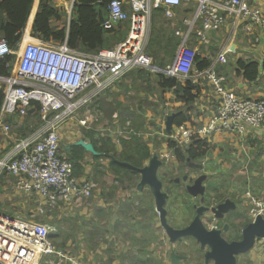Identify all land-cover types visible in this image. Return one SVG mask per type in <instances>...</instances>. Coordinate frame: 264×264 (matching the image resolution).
<instances>
[{
	"label": "built area",
	"instance_id": "obj_1",
	"mask_svg": "<svg viewBox=\"0 0 264 264\" xmlns=\"http://www.w3.org/2000/svg\"><path fill=\"white\" fill-rule=\"evenodd\" d=\"M185 3L194 7V13L180 20L182 25L176 34L181 41L174 62L160 67L147 52L153 17L164 10V16L176 19V9ZM107 11L105 29L125 23L130 26L127 37L112 48L83 51L72 48L68 39L61 43L35 42L24 34L14 50L5 38H0V58L9 54L17 57L11 74L0 76V87L5 92L1 119L8 114L26 116L34 108L33 101H38L43 121L33 133L16 140L12 152L0 160V167L18 178L19 188L42 196V213L62 202H77L92 195L96 183L80 180L73 163L62 153L60 128L85 107L87 114L80 123L88 127L94 116L89 108L94 98L133 69L197 82L204 78L213 84L218 97L216 112L201 125L185 123L174 127L169 135L183 148L196 139L211 142L220 133L245 135L248 127L264 125V98L237 94L217 70L219 65L229 63L230 48L218 52L207 69L198 71L196 58L205 55L190 45L193 37L208 44V33L220 32L228 16L234 17L238 28L264 44V8L253 6L249 0H112ZM4 130L10 132L11 125H4ZM162 156L164 162L176 158L171 149ZM245 195L252 205V219L264 216V198L249 190ZM57 232L58 228L49 223L0 214V264H43L49 256L53 257L51 264H85L52 242L51 235ZM258 241L264 243V238Z\"/></svg>",
	"mask_w": 264,
	"mask_h": 264
},
{
	"label": "rangeland",
	"instance_id": "obj_2",
	"mask_svg": "<svg viewBox=\"0 0 264 264\" xmlns=\"http://www.w3.org/2000/svg\"><path fill=\"white\" fill-rule=\"evenodd\" d=\"M58 2L60 3V1ZM69 4L70 1L68 2ZM183 16L189 15L183 14ZM155 17L157 21L155 20L151 25L147 47L148 52L153 57L157 56L161 58L164 55L163 49H161V42L164 44V41H161V39H166L164 34L167 37H172V43L168 50L169 52L172 51V44L176 41L174 37L178 39L176 32L182 25V22H173L164 16V14L155 15ZM69 19L70 16L66 9V15L63 19L54 21L53 25L64 27L68 25ZM125 28L126 25H124ZM27 30L30 29L26 27L25 31ZM114 35H119V31L112 34V36ZM30 40L35 42L41 41L33 35H31ZM179 46L174 49V55H164L166 64L174 62ZM211 49V55L214 56L215 51L217 53L218 47L214 46ZM221 71L224 70L221 69ZM147 72L144 74L149 76ZM134 73L137 77V73ZM131 74L133 72L124 75L99 95L91 106V114L94 115L92 116L93 123L91 122L90 126H88L91 129L82 127L83 131L85 133L86 131L93 130L97 138L109 137L110 139H114V142L119 147L121 146L122 138L129 139L131 138V133H136L142 140L154 146L156 148L155 151L160 152L162 149V152H168V148L163 150V147H167V141L170 138L166 133V121L167 117L172 114V111L176 110V107L171 108L172 102L169 98L172 97L167 96L170 92H166L164 96L159 92L156 86V77L154 76L156 74L151 73L150 77L146 79L139 78L137 81L132 79ZM126 77L125 83H120V80ZM262 78H260L262 84L257 85L256 92H261L260 96L264 97V79ZM116 87L119 89L115 90ZM86 110H81L77 116L73 115L71 116L72 118L70 117L65 122L63 129H61V146L64 147L77 139V136H71L70 131L76 126H78L79 131L82 129L78 125V120L84 115ZM132 113L134 118L130 116ZM24 118L26 124L24 130L28 131V134L39 123V119L38 116L30 114V112ZM137 121L145 122L144 127L140 130H137ZM263 127L264 125L261 126V128ZM222 134H217L222 139L219 140L216 135L217 137L215 136V139L211 140L212 143H210L212 145L210 146L209 154L204 159H199L201 161L198 164L203 165L204 168L210 166L216 169L215 176H213L214 180L208 183L207 194L205 195L207 201L205 204L211 206L216 201L223 200H217L216 196L218 193H215V187L219 188V193L223 194L224 197H227L229 194L237 202V209L220 223V225L225 222L231 223L233 229L225 234V237L231 241L237 236L241 238L242 229L253 220L251 217L252 205L249 198L245 195L247 190L256 196L264 198V136L254 138L257 141L254 144H250V142L237 140L234 137H225ZM1 135L9 140L8 137L11 136V131H3ZM0 155L2 157L4 154L0 152ZM92 162L93 160L91 159ZM102 162H104L106 169L101 167ZM108 162L99 160L94 163L97 169L108 170L111 174L106 172L98 174L93 168L91 176L97 180L99 187L92 192L90 197L77 201L78 204L75 205L74 209L68 210L64 214L60 212L61 208L59 206L47 211L48 215L46 218L55 220L54 223L51 221V224L58 227L61 232V236L58 239L55 240L53 238V243H64L63 248L73 254L80 255L82 249L79 235L81 234L80 232L85 233L89 247H92L96 243V248L98 249L94 254L83 251V257L90 264H112V256L115 257V261L118 260L122 264H135L133 258H143L147 260L145 264H168L169 253L175 250H183L198 256L200 250L193 239H183L175 243L170 242L165 229L159 222V215L154 209L155 202L150 189L147 187L142 191L143 194L139 195L136 189H130L134 186L135 181L128 179L123 181L119 179V182H115V177L118 173L114 174L111 171L112 168H109L111 165ZM192 166L193 164H190L188 161L179 162L176 158H171L169 161L165 159L164 166L159 170V177L164 182V190L170 193L169 199L171 202L167 208L169 211V222L174 227L181 228L188 225L195 215V206L201 204L200 196L192 198L187 193V185L191 184V180L198 177L197 173H199L192 169ZM186 175L193 177L190 181H185L183 177ZM9 177L11 176L6 174L3 181ZM177 178L180 179L179 183L175 182ZM11 182L13 183L14 180H11ZM226 182L228 183L226 184ZM6 184H8L7 180ZM97 186L96 183V188ZM4 192L15 194L11 187L7 189H3L2 187L1 193ZM17 196L20 197L25 205L12 211L18 213L19 216L28 217L27 219H34L36 217L35 208L37 201H35L34 207L31 208V200L27 196ZM98 207H104L106 213L103 217L110 218L100 221L102 225L98 227L99 230L97 232H104V234H98L96 237H93L94 227L92 225H96L97 223L98 214L96 212ZM83 215L87 218L82 219L81 216ZM88 221H91L92 224L90 225L91 222L89 223ZM86 223L88 226H85ZM204 223L208 228H212L216 226L217 221H212L211 217L208 216L204 217ZM107 227H109V231H112V233L109 231L105 233L106 231L104 230H108L106 229ZM68 233L72 234L70 239L67 237ZM134 240H139L140 242L134 243ZM263 253L264 243L258 241L254 249L238 258V263L253 264V261H258L259 256H262ZM44 264H46L45 261ZM196 264L201 263L198 262Z\"/></svg>",
	"mask_w": 264,
	"mask_h": 264
},
{
	"label": "trees",
	"instance_id": "obj_3",
	"mask_svg": "<svg viewBox=\"0 0 264 264\" xmlns=\"http://www.w3.org/2000/svg\"><path fill=\"white\" fill-rule=\"evenodd\" d=\"M111 1L112 0H75L72 12V14H74L71 15L68 25L58 27L54 26L53 22L63 19L66 15L65 7L58 5L55 0H40L39 8L32 24L31 35L39 38L45 43H61L68 39V43L72 48H79L83 51H98L102 48H112L116 43L127 37L128 28L130 26L128 23H125V29L124 26H120L112 30H107L103 27V21L106 18L108 5ZM34 2L35 0H0V38H5L9 42L10 47L14 50L19 48V44L25 34ZM159 14H164V10H159L155 13V15ZM155 15L153 17V22L155 20L157 21ZM117 31H119V35L112 36V34ZM164 37L166 39H161V41H164V44L161 42V49H163L164 55H172L174 49L180 45V38L178 37L179 39H177V37H174L176 41L172 44L173 50L169 52L168 50L172 43V37H167L165 34ZM164 55L161 58L157 56L153 57V55L151 56L155 64L160 67H165L168 64H166L167 62ZM15 60L16 54H9L0 58V76H8L11 74ZM211 63V59L197 56L195 67L198 71H203L207 69ZM261 69H264V61L261 64L252 59L242 58L238 61V72L244 74V77L250 82L256 81L259 78ZM147 71L148 70L143 68H137L130 72H133V74H131L132 79L137 81L139 78L146 79L150 77L152 72ZM134 72L137 73V77ZM146 72L149 76L144 74ZM154 76L156 77V86L163 96L167 91H170L174 94L175 101L185 103V109H176V116L173 122L174 127L187 123L191 118L188 111L192 109V105L200 91L199 82H194L193 78H187L183 81L178 76H168L163 73H157ZM4 99V87L1 86L0 114ZM33 105L34 108L29 110V112L34 116H38L39 123L35 125L32 130L43 124L39 116L40 103L38 101H33ZM186 107L189 109L186 110ZM130 116L134 118L133 113L130 114ZM136 124L137 130H140L144 127L145 122L137 121ZM86 135L100 153L99 155H93L96 161L100 160L101 156L104 157L108 154L113 156V159L110 160V165L112 171H114L115 174L118 173V175H116L118 181L119 179L123 181L125 179L136 181L140 174L132 166L144 167L153 155L149 144L142 140L136 133H131V138L129 139H121L123 150L120 152V155H118L119 152L116 148V143L109 137L96 138L93 130L86 132ZM208 145L209 142L207 139H196L193 143L188 145L187 148L181 147L171 138L167 141V147L173 150L179 162L204 159L208 154ZM62 150H65L67 154L65 155L62 151L64 156L73 163L76 175L82 174L83 167L81 161H83L82 159H84V155L87 153L85 148L74 143L70 146H62ZM122 162H128L132 166ZM219 192V188L215 187V193H218L216 196L217 200L226 199V197ZM62 246L64 247V243H62Z\"/></svg>",
	"mask_w": 264,
	"mask_h": 264
},
{
	"label": "crops",
	"instance_id": "obj_4",
	"mask_svg": "<svg viewBox=\"0 0 264 264\" xmlns=\"http://www.w3.org/2000/svg\"><path fill=\"white\" fill-rule=\"evenodd\" d=\"M58 1H60V3ZM69 1H70V4L68 5ZM249 1H250V3L253 6L255 5V6L264 8V0H249ZM55 2L58 5H60V6H64L65 9H67V11H68L69 16L71 17L75 1H73V0H55ZM39 4H40V0H35L32 12L35 10V12L37 13L38 8H39ZM176 10L178 12V15H177L176 19H169V20H171L173 22H178V21L181 20L182 17L184 18L185 16H183V14L191 16L194 13V7L192 5H189V4H186V3L184 5L178 7ZM32 12H31V15H30L28 23H27V29H30V30L25 31V38H26V35H28L31 38L30 34H31V30H32V24H33V21H34V18H35L34 15L32 16ZM36 13H35V15H36ZM233 19H234L233 16H228L227 22L225 23L224 27L221 29L220 32H217V33L209 32L208 33V35H209V43L208 44L202 43L201 40H198L197 37H193L191 39V41H190V45L192 47H196L198 49L203 47L200 50H202L204 55H205V57L211 59V61L215 58V56H216V54L218 52L222 51L226 47L227 48L229 47L230 50H231L230 53H228L229 63L226 64V65H219V67L217 68L218 72L221 75H224V77L226 78L227 86L229 88L233 89L237 94H239L241 96L252 97V98H264L263 96H260L262 94L261 92H256L257 85L262 84V82H260V78H262L264 76V69H261L259 78L256 81H253V82L248 81L244 77V74L238 72V61L240 59H242V58H244V59H252L255 62H258L260 64L264 61V44L256 42L254 40L253 35L243 31L242 28H238V26H236L233 23ZM173 25H174V23H173ZM129 30H130V27L128 28V32H129ZM179 42H180V39H179ZM214 46L218 47V49H217V53L215 51V55L212 56L211 55V51H212L211 48L214 47ZM221 69H223L224 71H221ZM126 79H127V77L123 78L122 80H120V83L124 82ZM181 79L183 81L185 80L184 78H181ZM262 79H264V78H262ZM197 80L199 81L198 84L200 86V91H199V94H198L196 100L194 101V103L192 105V109L190 111H188V114L190 115L191 118H190V120L187 123L201 125L212 114H214L216 112L217 107H218V97H217V95L215 93V89H214L213 84L209 80L204 79V78L203 79L199 78ZM204 80H206V81H204ZM194 82H197V81H194ZM117 89H119V88L116 87L115 90H117ZM167 92H170V91H167ZM167 96L172 97V98H169L171 100V102H172L171 108L172 107H176V109L177 108L185 109L184 108L185 103L180 102V101L179 102L175 101V96H174V94L172 92L168 93ZM98 97L94 98L93 102L89 106L90 109H91L92 104L94 103V101ZM117 99H119V98H117ZM86 108L87 107H85L83 109H86ZM188 109L189 108L186 107V110H188ZM80 111H78V113H80ZM174 112H176V110L172 111V113H174ZM77 114H76V116H77ZM85 114H87V111L84 112V115L79 120L85 118ZM24 119H25L24 116H21V115H18V114H8V115H5L2 119L0 117V152H2V154H4L2 157L0 155V157H1L0 160H3L4 158H6L12 152L16 140H18V139H20L22 137L28 136L29 134L33 133L35 130H37L40 127L39 126L38 128L30 131L27 134L28 131L24 130V127L26 126V124L24 122ZM69 119L70 118H68L67 120H69ZM67 120H66V122H67ZM79 120H78V125L81 128L84 127L86 129H91L89 127L83 126L80 123ZM91 120L92 121L89 122V126H90L91 122L93 123V118H91ZM8 124L11 125V136L10 137L7 136L9 140L5 139L4 136L1 135L2 132L5 131L4 130V125H8ZM70 126H72V125H70ZM63 127L64 126H62L60 128L61 139H62L61 129H63ZM67 127L69 128V126H67ZM81 130L83 131V128L80 129V131H79L78 126H76L75 128L71 129V131H70L71 136L72 137H76L77 136V139L75 141H72L71 143H69L67 145L70 146V145L74 144L80 138H83L86 141H90L89 137H87V135H86V132H90L91 130L86 131L85 133H84V131L82 132ZM81 132H82V136L80 135ZM222 135H225V137L227 136L229 138H233L234 137L237 140H244L247 143L250 142V144H254V142L257 141L254 138L264 136V127L263 128L248 127L247 133L245 135H240V134H237L235 132L223 133ZM215 136H214V139H215ZM95 137H96V133H95ZM218 139L220 140L222 138H220L218 136ZM112 141L114 142V139H112ZM211 143L209 142V145H208V154H209V151H210V146L212 145ZM149 146L151 147L152 154H153L155 152L156 148L154 146H152L151 144H149ZM116 148H117V150L119 152L118 155H120V152L123 150V146L121 145L119 147V145L117 144ZM167 148L168 147L165 146V147H163V150H166ZM161 150H160L159 154L161 155V158L163 159L162 154L165 151L162 152ZM156 152H158V151H156ZM63 153L65 155H67L65 150L63 151ZM93 155L94 154H92V153L87 151V153L84 155V159H82L83 161H81V164H82V167H83L82 174L76 175V173H75V175L77 177H79L80 180L86 179V180H91V181L96 182L98 186H97V188L95 187L94 190H97L98 187H99V183L97 182V180L94 177L91 176V172H92L93 168H94V171H97L98 174H101L103 172L111 174V172L108 171V170L104 171V170H101V169H97L96 165H94V163L97 162V161L94 159ZM91 159L93 160L92 163H91ZM111 159H113V158H110L108 156H104V157L101 156L100 157V160L109 161L108 164H110V160ZM197 161L199 162L201 160H197ZM189 162H190V164L193 163V161H189ZM101 165H102L101 166L102 168L106 169L104 162H102ZM109 168H111V166ZM200 170H202V173H207L209 175V181H207L206 183H209L212 180H214L213 176H215V170L216 169L208 166L207 168H202ZM113 173L115 174L114 171H113ZM6 174L11 176V177L6 179L8 184H6V180L5 179L3 181V178L6 177ZM140 177L141 176H139V178L136 179V181L134 183V186H132L130 188L131 190L132 189H136L137 190V183L140 181ZM11 180H14V182L12 183ZM17 180H18V178L16 176H14L13 174L7 172L6 170H3L0 167V182H1V186H0V212L8 213V214H11L13 216H19L18 213H14L13 211L16 208H22V206L25 205V204L20 199V197L19 196L16 197V195H20V196L24 195L25 197L27 196L31 200V208L34 207L35 201H37V206L35 208L36 217L34 219H31V220H34V221L39 222V223H49V224H51L52 222L54 223L55 220H53V219L51 220V219H47L46 218V216L48 215L47 212L46 213H42L40 211V205L44 203V199L42 198V196L39 193H37V192H27L24 189L19 188L18 185H17ZM115 182H119L117 180V177H115ZM227 183L228 182H226V184ZM229 185L231 186V184H229ZM2 187H3V189H7L8 187L13 188V191L15 192V194H12V192H10V193L9 192L1 193ZM125 189H128V188H125ZM137 192L139 193V195L143 194L142 191H138L137 190ZM14 197H16V198H14ZM240 197H241V195H240ZM226 198H231L232 199L233 196H230L228 194ZM154 202H155V199H154ZM170 202H171V200L169 199L167 207H169L168 205H170ZM77 204H78V202H72V203L62 202L59 205V208H61L60 212L62 214H64L68 210L74 209L75 205H77ZM213 204H215V203H213ZM154 209H155L156 213L159 215V213L157 211V208H156V203H155V208ZM96 213L98 214V218L96 219L97 220V223H96L97 226L94 225V224L92 225L94 227L93 228V234H92L93 237H96L98 234H101V235L104 234V232H101V233L97 232L99 230L98 227L100 225H102L100 223V221L108 220L110 218V217H108V218H104L103 217V215L106 213L104 207H98ZM19 217L20 218H26V219L28 218V217H25V216H19ZM81 218L85 219L87 217H84V215H83V216H81ZM168 218H169V216H168ZM88 222L90 223L91 221H88ZM159 222H160V218H159ZM91 224H92V222L90 223V225ZM160 224H161V222H160ZM85 226H88V224L86 223ZM106 229H108V230H104V231H106L105 233H108L109 227H107ZM80 233L81 234L79 235V241H80L81 249H82V252L80 253V255H82V256H80L79 254H73L69 250L63 248L62 243L61 244H57L54 241L56 243V244L55 243L54 244L59 246V247H61V248H63L65 251L69 252L70 254H72L79 261H81V262H83L85 264H90L85 259V257H83L84 256L83 251H86L88 253L91 252V253L94 254L98 250L96 248L97 244L94 243V245H92V247H89V245L87 243V239L85 238V233H83V232H80ZM110 233H112V231ZM60 236H61V232L59 231V228H58V232L51 235L52 242H53V238L56 240ZM67 237L70 239L72 237V234L68 233ZM139 238H141V237H139ZM139 242H140L139 240H136V241L134 240V243H139ZM90 248H92V249H90ZM176 251L177 250H175V252ZM240 256H238V258ZM50 260H53L52 256L45 257V259L43 260V264H44V261L46 262V264H51L49 262ZM145 261H147V260H145L143 258H133V262L135 264H145ZM111 263L112 264H122L118 260L115 261V257H113V256H112V259H111ZM168 264H170V263L168 262ZM181 264H185V262L182 261ZM253 264H264V253L262 254V256H259V260L258 261H253Z\"/></svg>",
	"mask_w": 264,
	"mask_h": 264
},
{
	"label": "water",
	"instance_id": "obj_5",
	"mask_svg": "<svg viewBox=\"0 0 264 264\" xmlns=\"http://www.w3.org/2000/svg\"><path fill=\"white\" fill-rule=\"evenodd\" d=\"M75 1V0H73ZM176 113H172L167 117L166 132L171 135L173 132V122ZM75 144L85 148L86 151L99 155L95 145L86 141L83 138L78 139ZM113 158L112 155H106ZM190 161V160H189ZM130 165L128 162H122ZM165 162L161 158L159 152H154L148 163L144 167H135L140 174V181L137 183V190L144 191L147 187L150 189L156 203V208L159 213V218L162 227L165 229L170 242L175 243L187 238H194L200 244L201 250H205V264H238V256L245 254L256 247L258 240L264 238V216L258 215L249 224H247L241 232L239 240H228L225 234L231 230V224L225 222L223 227L208 228L204 223V217L209 213H213L218 220H225L228 215L237 209V202L231 198H226L222 201H216L211 206L204 204L207 201L209 175L203 173L191 180L186 175L184 180L192 181L187 185V192L193 198L201 197V204L196 205V214L193 220L185 227H174L170 224L168 218L167 204L170 194L164 190V182L159 177V170L164 166ZM204 168L203 165H199ZM175 182H180L177 178ZM0 214H5L0 212ZM207 217V216H206ZM173 264H181L183 255L175 251L171 252Z\"/></svg>",
	"mask_w": 264,
	"mask_h": 264
},
{
	"label": "flooded vegetation",
	"instance_id": "obj_6",
	"mask_svg": "<svg viewBox=\"0 0 264 264\" xmlns=\"http://www.w3.org/2000/svg\"><path fill=\"white\" fill-rule=\"evenodd\" d=\"M193 166H192V169H194L196 172H199V173H197V175L198 176H200L201 174H203L202 173V170H200V169H202L200 166H199V164H198V161L197 160H195V161H193ZM201 172V173H200ZM189 178H190V176H188ZM183 179H184V177H183ZM185 181H188V179L187 180H185ZM179 183V182H178ZM204 204H205V202H204ZM195 214H196V209H195ZM195 216V215H194ZM207 217L208 216H210L211 217V220L212 221H217V224H216V226L217 227H223V225L224 224H222V225H220V223L222 222V220H218L217 218H215V216L213 215V213H209L208 215H206ZM205 216V217H206ZM194 218V217H193ZM193 220V219H192ZM191 222V221H190ZM189 224V223H188ZM231 224V223H230ZM185 226H187V225H185ZM185 226H183V227H185ZM233 229V227H232V225H231V230ZM187 239H193L196 243H197V241L194 239V238H187ZM236 240H239L240 239V237L239 236H237L236 238H235ZM197 245H198V247H199V250L201 251V252H203V254H201V252L199 251V255L197 256V255H192V254H190V253H187V252H185V251H183V250H178V251H176L178 254H180V255H183V259H182V261L183 262H185V264H196V263H198V262H200L201 264H205V250H201V248H200V244L199 243H197ZM172 252V251H171ZM169 263L170 264H173L172 263V258H171V253H169ZM202 260H203V262H202ZM171 261V262H170Z\"/></svg>",
	"mask_w": 264,
	"mask_h": 264
},
{
	"label": "bare ground",
	"instance_id": "obj_7",
	"mask_svg": "<svg viewBox=\"0 0 264 264\" xmlns=\"http://www.w3.org/2000/svg\"><path fill=\"white\" fill-rule=\"evenodd\" d=\"M32 10H33V9H32ZM35 13H36V12H35V10H34V11L32 12V16H33V15L35 16ZM26 36H27V39H28V40L31 39L28 35H26Z\"/></svg>",
	"mask_w": 264,
	"mask_h": 264
}]
</instances>
